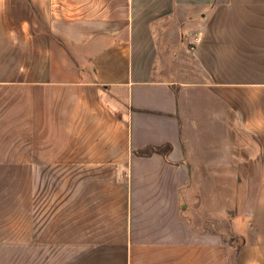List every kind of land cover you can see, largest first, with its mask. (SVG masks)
Instances as JSON below:
<instances>
[{
	"label": "crops",
	"instance_id": "0c3cea01",
	"mask_svg": "<svg viewBox=\"0 0 264 264\" xmlns=\"http://www.w3.org/2000/svg\"><path fill=\"white\" fill-rule=\"evenodd\" d=\"M230 217L264 264V0H0V264H211Z\"/></svg>",
	"mask_w": 264,
	"mask_h": 264
},
{
	"label": "rangeland",
	"instance_id": "374dc122",
	"mask_svg": "<svg viewBox=\"0 0 264 264\" xmlns=\"http://www.w3.org/2000/svg\"><path fill=\"white\" fill-rule=\"evenodd\" d=\"M211 141H212V139H209V142H211ZM213 142L215 143V146L217 145V147L220 143H222L221 139H219V138L213 139ZM198 168H201V165L198 166ZM59 173L62 174V172H59ZM215 173H220V172L215 171ZM58 177H59V174L56 173V181H57ZM215 181H216V184H219V185H213V187H211V189L212 188L215 189L214 197L216 196V199H214V201L213 200L208 201V207L207 208H210V209L216 208V210L223 208V206H225L223 204H226L225 201H227V199H228L227 197L230 196V194L226 193V190L229 191V189H231V193L233 194L231 204H229V202H228V205H230L231 208L233 206V203L238 202V199L244 198L246 191H245V188L243 185H239L237 182H235L238 185H234V186H236V187H234V186H232L233 184L231 183L230 180H226L223 178L215 180ZM220 184H222V185H220ZM225 184H227L229 187ZM58 187L59 186H57L56 189ZM61 189H62L61 186H60V188L57 189L59 196H56V202H55L56 209L58 208L57 206L61 205V202H59V200L61 199ZM224 208H226V207H224ZM234 211L235 210L232 208L230 215L234 216L233 215ZM240 211L241 210H239V213H240ZM218 216H219V214H218V212H216V217H218ZM231 217L226 218L225 220H223V222L216 220L215 233H219V234L224 233L227 236L224 239L223 245L216 247V250L213 253V259H212L211 264H234V261L236 259V254L238 252L239 246L242 243V240L239 238L233 239L234 238V234H233L234 232L232 230L233 225H232ZM59 220L60 219L56 218V223ZM204 264H206V263H204Z\"/></svg>",
	"mask_w": 264,
	"mask_h": 264
},
{
	"label": "trees",
	"instance_id": "16d2710c",
	"mask_svg": "<svg viewBox=\"0 0 264 264\" xmlns=\"http://www.w3.org/2000/svg\"><path fill=\"white\" fill-rule=\"evenodd\" d=\"M169 151V148H167V151L166 152H168ZM153 152H161L160 150H152V151H149L148 152V155H150V154H152Z\"/></svg>",
	"mask_w": 264,
	"mask_h": 264
}]
</instances>
